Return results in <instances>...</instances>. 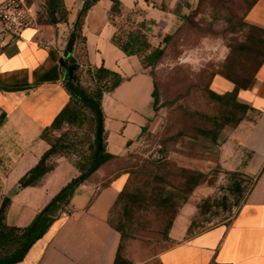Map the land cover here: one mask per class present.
Masks as SVG:
<instances>
[{
    "label": "crops",
    "instance_id": "obj_1",
    "mask_svg": "<svg viewBox=\"0 0 264 264\" xmlns=\"http://www.w3.org/2000/svg\"><path fill=\"white\" fill-rule=\"evenodd\" d=\"M118 1L123 11L134 7L142 11L136 21H144L147 40L154 46L178 25V16L171 12L177 0H162L164 9L151 1ZM82 3L49 0L36 17L48 46L37 44L35 27L30 26L0 53V136L18 139L21 145L14 150L19 154L13 158L11 172L2 179L3 194L37 163L48 147L40 134L68 101L61 63L66 58L68 33ZM110 4V0H97L84 12L72 54L79 64L90 68L102 65L123 77L100 100L104 151L121 156L136 144L142 127L155 133L159 121L152 108V78L142 70L138 56L125 55L110 40L115 31L108 18ZM245 20L264 28V0H256ZM253 77L250 86L236 91L235 99L244 104L249 118L236 126L235 150L227 151L232 156V168L251 181L242 204L227 222L185 238L181 237L186 224L178 231L172 225L168 236L180 240L156 253L149 262L135 264H264V58ZM209 88L221 94L230 91L233 83L214 74ZM107 162L95 170L96 177L104 175ZM107 177L103 184L94 178L80 183L65 209L14 264H114L120 235L109 216L127 175L119 172ZM53 196L44 186L15 191L8 223L26 226ZM63 211L66 215L61 214Z\"/></svg>",
    "mask_w": 264,
    "mask_h": 264
},
{
    "label": "rangeland",
    "instance_id": "obj_2",
    "mask_svg": "<svg viewBox=\"0 0 264 264\" xmlns=\"http://www.w3.org/2000/svg\"><path fill=\"white\" fill-rule=\"evenodd\" d=\"M150 1L165 8L162 0ZM255 2L177 0L171 12L179 22L172 32L163 34H171L169 38L162 40V35L159 40L160 61L152 70L141 66L152 74L158 91L156 132L140 134L128 152L107 162L104 175L98 178L94 171L87 178L103 184L107 175L126 173L110 220L122 230L119 255L131 264L149 262L180 240L168 236L172 225L178 231L185 223L181 238L191 236L227 222L244 200L251 181L232 168L228 153L235 150L236 126L249 114L230 98L214 100L206 87L214 74L237 85H246L252 78L264 53V28L245 20ZM122 14L113 17L119 28L133 27L139 14L134 10ZM83 81L86 85L85 76ZM82 113L78 123L49 132L51 139L66 133L52 158L55 168L36 185L46 187L49 195L55 196L79 175L94 147L91 114L85 108ZM6 136H0V201L17 188L16 183L1 193L2 179L19 154L14 150L21 149L18 139Z\"/></svg>",
    "mask_w": 264,
    "mask_h": 264
},
{
    "label": "trees",
    "instance_id": "obj_3",
    "mask_svg": "<svg viewBox=\"0 0 264 264\" xmlns=\"http://www.w3.org/2000/svg\"><path fill=\"white\" fill-rule=\"evenodd\" d=\"M97 0H83L82 6L78 11L77 19L73 29L75 31L74 42L78 38V27L84 12ZM150 1V0H145ZM49 2V0H46ZM111 4L109 7V20L115 26V31L113 32L110 40L116 45L125 55H136L139 57L142 67H149L152 70L155 65L160 61L163 55V46H154L150 44L147 40L146 33L144 31V21H136L133 27L128 29H120L115 21L114 16H121L122 9L120 2L118 0H110ZM163 7V6H162ZM136 11V14L141 15L142 11L136 7L129 9V11ZM127 11V10H125ZM55 22V20H52ZM170 35H163L162 40L169 38ZM73 42V43H74ZM264 58V53L260 59L259 64ZM73 65L72 76L70 79L67 78L66 66ZM84 74L79 68V63L76 62L73 54L66 56L62 61L61 67L64 71V83L66 90L69 93L68 101L66 105L59 111V113L54 117L51 124L43 129L40 134V138L43 139L48 147L41 153L37 163L30 167L25 173L18 179L17 188L15 191L20 190L27 186L39 185L43 178L50 173L56 166L55 161L52 158L58 154L59 147L64 144L63 138L66 133H62L56 139H51L49 137V132L60 129L63 124L72 125L78 123L82 119V109H87L93 120L94 124V137L93 143L94 147L89 155V158L85 163L80 166V173L77 177L71 179L67 182L60 191L53 197L57 200L51 205L44 206V208L38 212L32 221L26 226H18L15 224H9L7 221V212L11 205V197L8 195H3L0 201V264H14L23 259L31 245L39 239L46 231L51 222L56 218L61 210H64L69 197L75 190V188L87 180V178L101 165L110 160H117L120 156L112 155L104 151L103 145V114L101 111L100 100L104 92L111 91L115 88L123 79V77L110 69L99 65L97 67L90 68L84 65ZM257 66V67H258ZM147 72V71H146ZM152 78V108L154 111L158 107V91L156 83L151 73L147 72ZM255 73V72H254ZM86 77V85L81 83L80 78ZM254 74L252 78L246 85H237L233 80V88L221 94L215 93L209 88L210 79L207 82V92L210 97L216 101H223L226 98L234 100L239 106L245 109L244 104L239 103L235 99L236 91L239 87H248L253 81ZM84 82V81H83ZM147 132L146 127H142L140 134ZM66 145L68 143L66 142ZM126 184V183H125ZM125 184L118 192L114 203L117 201L119 196L124 190ZM52 198V199H53ZM51 199V200H52ZM50 200V201H51ZM113 203V204H114ZM113 206V205H112ZM109 222L114 227L119 235V243L117 252L114 258V264H131L130 261L124 257H120L119 249L122 240V230L116 224L110 220ZM166 228H170V222H167Z\"/></svg>",
    "mask_w": 264,
    "mask_h": 264
},
{
    "label": "built area",
    "instance_id": "obj_4",
    "mask_svg": "<svg viewBox=\"0 0 264 264\" xmlns=\"http://www.w3.org/2000/svg\"><path fill=\"white\" fill-rule=\"evenodd\" d=\"M46 0H4L0 3V53L6 48L10 40L18 37L23 29L34 26L35 40L41 47H47L42 31L38 28L36 17L45 7ZM84 74L85 66L79 64ZM81 83L83 78H80ZM62 215H66L63 211Z\"/></svg>",
    "mask_w": 264,
    "mask_h": 264
},
{
    "label": "water",
    "instance_id": "obj_5",
    "mask_svg": "<svg viewBox=\"0 0 264 264\" xmlns=\"http://www.w3.org/2000/svg\"><path fill=\"white\" fill-rule=\"evenodd\" d=\"M76 22V21H75ZM75 22L73 23V26L75 25ZM69 31L68 33V37L66 40V47H65V51H66V56L70 55L72 52V46H73V42L75 39V31L73 29ZM72 69H73V65H67L66 66V73H67V78L70 79L72 76ZM57 200V198H53L50 202L47 203V206L51 205L52 203H54Z\"/></svg>",
    "mask_w": 264,
    "mask_h": 264
}]
</instances>
